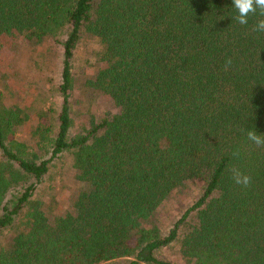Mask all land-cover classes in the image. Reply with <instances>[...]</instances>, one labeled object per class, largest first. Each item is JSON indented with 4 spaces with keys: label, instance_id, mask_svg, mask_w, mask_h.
Wrapping results in <instances>:
<instances>
[{
    "label": "trees",
    "instance_id": "obj_1",
    "mask_svg": "<svg viewBox=\"0 0 264 264\" xmlns=\"http://www.w3.org/2000/svg\"><path fill=\"white\" fill-rule=\"evenodd\" d=\"M258 12L240 25L232 0H0V50L16 36L61 52L58 127L35 129L40 154L15 137L29 115L0 103V264H180L162 257L173 246L185 264H264V147L247 138L264 134ZM85 32L99 51L84 86L120 112L71 136ZM66 154L77 190L72 210L54 215L32 203ZM198 183L171 228L151 226Z\"/></svg>",
    "mask_w": 264,
    "mask_h": 264
},
{
    "label": "rangeland",
    "instance_id": "obj_2",
    "mask_svg": "<svg viewBox=\"0 0 264 264\" xmlns=\"http://www.w3.org/2000/svg\"><path fill=\"white\" fill-rule=\"evenodd\" d=\"M57 40L63 41L64 36H59ZM96 51H99V46L94 37L85 32L73 63L76 89L71 98V136L82 134L104 117L120 112L107 95L92 92L84 86L86 77L95 72V69L89 67L95 63L93 60ZM60 62V44L51 38L38 44H29L16 36H10L4 38L0 50V103L7 107L20 108L29 115V119L16 131L15 137L38 154L42 151L38 145L43 140L38 135H32L35 129L39 127L43 130L49 127L51 136H54L58 127L56 118L60 108L57 92L60 83ZM75 172L69 154L53 161L51 172L38 187L32 204L42 201V205L54 215L72 210L77 190L72 180ZM200 193L199 183L196 186L189 185L184 192H174L157 213L151 226H158L162 231L171 228L172 223L181 217ZM24 212L26 213V210ZM6 233L0 234L2 244ZM177 252V246H173L164 251L162 257L185 264ZM111 264L124 263L119 261Z\"/></svg>",
    "mask_w": 264,
    "mask_h": 264
},
{
    "label": "clouds",
    "instance_id": "obj_3",
    "mask_svg": "<svg viewBox=\"0 0 264 264\" xmlns=\"http://www.w3.org/2000/svg\"><path fill=\"white\" fill-rule=\"evenodd\" d=\"M232 6L237 11V16L235 19L240 25H246L248 23V16L250 13L257 14L264 17V0H232ZM253 31L264 32V19H259ZM231 64V61H228ZM247 138L256 146L264 147V134H257L255 130L247 131ZM233 155L238 156L239 153H233ZM232 174V179L237 185H242L243 187H248L251 183V176L245 175L238 168L230 169Z\"/></svg>",
    "mask_w": 264,
    "mask_h": 264
}]
</instances>
